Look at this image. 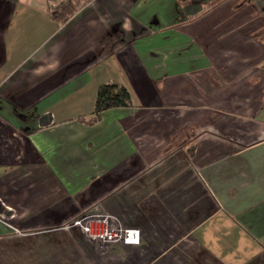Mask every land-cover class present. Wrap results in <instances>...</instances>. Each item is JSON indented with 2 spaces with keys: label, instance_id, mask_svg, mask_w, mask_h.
Returning <instances> with one entry per match:
<instances>
[{
  "label": "crops",
  "instance_id": "obj_1",
  "mask_svg": "<svg viewBox=\"0 0 264 264\" xmlns=\"http://www.w3.org/2000/svg\"><path fill=\"white\" fill-rule=\"evenodd\" d=\"M58 1L0 0V264H264V0Z\"/></svg>",
  "mask_w": 264,
  "mask_h": 264
},
{
  "label": "trees",
  "instance_id": "obj_2",
  "mask_svg": "<svg viewBox=\"0 0 264 264\" xmlns=\"http://www.w3.org/2000/svg\"><path fill=\"white\" fill-rule=\"evenodd\" d=\"M88 0H59L50 9L51 19L61 24L68 20L72 14ZM131 98L128 91L120 85L105 83L97 87L94 95L92 115L87 118L78 117V120L93 124L99 119V113L108 108L131 106Z\"/></svg>",
  "mask_w": 264,
  "mask_h": 264
},
{
  "label": "built area",
  "instance_id": "obj_3",
  "mask_svg": "<svg viewBox=\"0 0 264 264\" xmlns=\"http://www.w3.org/2000/svg\"><path fill=\"white\" fill-rule=\"evenodd\" d=\"M66 227L78 229L85 237L96 240L100 245L113 242L136 245L139 241L137 228L121 227L116 219L107 213L76 217Z\"/></svg>",
  "mask_w": 264,
  "mask_h": 264
}]
</instances>
